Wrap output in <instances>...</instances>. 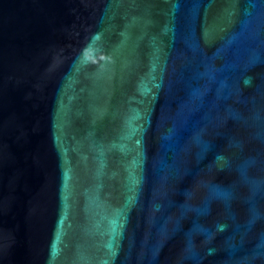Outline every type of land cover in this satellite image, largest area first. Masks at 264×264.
Returning <instances> with one entry per match:
<instances>
[{
    "label": "water",
    "instance_id": "obj_1",
    "mask_svg": "<svg viewBox=\"0 0 264 264\" xmlns=\"http://www.w3.org/2000/svg\"><path fill=\"white\" fill-rule=\"evenodd\" d=\"M0 264H264V0H0Z\"/></svg>",
    "mask_w": 264,
    "mask_h": 264
}]
</instances>
